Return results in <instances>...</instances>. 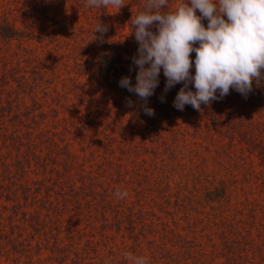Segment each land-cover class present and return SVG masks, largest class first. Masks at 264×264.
<instances>
[{"label":"trees","instance_id":"1","mask_svg":"<svg viewBox=\"0 0 264 264\" xmlns=\"http://www.w3.org/2000/svg\"><path fill=\"white\" fill-rule=\"evenodd\" d=\"M146 2L124 0L125 6L117 12L111 7L86 8V0H80L78 8L93 20L87 40L84 29H68L71 38L61 40L60 35H37L26 27L17 28L7 18L0 19V264L2 259L7 264H132L129 256L143 257L146 264H204L205 248L195 238L183 239L166 225L157 230L149 218H159L145 208L152 201L145 202L141 192L151 191L150 180L155 191L159 187L161 192L169 191L162 177L174 166L181 167L187 195L177 191L174 207L186 210L189 206L193 211L202 202L227 205L233 192L231 181L219 179L212 189L202 187L199 181L207 169L197 164L185 170L181 160L179 165L167 162L170 170L160 168L166 175L158 180L153 173L150 178L148 168L137 165L136 158L152 154L156 160L166 152L167 160L178 161L176 146L187 144L180 137L190 136L188 143L200 145L201 139L217 147V156L227 160L234 147L240 146L249 156H256L264 176V81L259 87L253 82L254 90L247 99L230 89L229 95L210 106L202 104L201 111L189 105L179 111L173 100L182 84L165 94L166 78L161 70L159 86L148 98V106L155 112L152 117L144 114L135 94L118 85L123 76H130L135 84L136 70L130 72L129 68L134 67L131 57L138 44L130 35L131 20L144 10ZM183 2L169 0L168 9L162 10L174 11ZM21 5L32 24L43 20L59 26L57 18H49L50 5L40 0H25ZM72 17L76 19L75 14ZM98 22L107 25L108 31L95 33L93 40ZM202 23L207 27V20ZM34 43L46 49L43 56L35 54ZM61 49L66 54H59ZM190 58L194 61V52ZM191 71L194 74V68ZM101 91L107 98L102 109L93 102ZM70 94L73 100L69 102ZM162 94L165 102L159 100ZM126 98L134 107L126 106ZM59 109H63L62 117ZM71 109H78L82 119L71 115ZM127 112L129 119H123ZM225 139L227 145L218 146ZM74 144L79 147L75 152L71 149ZM203 148L210 155V149ZM210 159L218 165L214 157ZM129 164L133 168H126ZM140 180L147 188H141ZM124 190L134 192L135 200L118 198L116 193ZM200 191L203 195L197 199ZM164 201L170 205L168 198ZM68 215L78 220L66 219L63 225ZM220 240L219 245L210 246L212 258L223 255L222 264L249 262L245 250L253 243L249 230L223 233ZM261 241L264 246V238ZM195 247L202 249L191 251Z\"/></svg>","mask_w":264,"mask_h":264},{"label":"clouds","instance_id":"2","mask_svg":"<svg viewBox=\"0 0 264 264\" xmlns=\"http://www.w3.org/2000/svg\"><path fill=\"white\" fill-rule=\"evenodd\" d=\"M124 0H86V8L109 7L117 12ZM169 0H147L144 10L131 20L138 44L129 71L136 70L135 84L123 76L118 85L135 94L145 115H155L148 98L159 86L161 70L166 94L177 84L173 107L186 105L201 111L230 94V89L245 99L264 81V0H185L174 11H163ZM197 10L199 15H197ZM207 20V27L202 23ZM155 28V31H153ZM108 26L98 22L93 30L105 34ZM195 53L194 61L190 58ZM194 68V74L191 69ZM191 85V87H190ZM193 88L195 91H193ZM165 102V96L159 97ZM126 106L134 102L126 98ZM125 198L127 192L116 193ZM132 264H146L143 257L129 256Z\"/></svg>","mask_w":264,"mask_h":264},{"label":"rangeland","instance_id":"3","mask_svg":"<svg viewBox=\"0 0 264 264\" xmlns=\"http://www.w3.org/2000/svg\"><path fill=\"white\" fill-rule=\"evenodd\" d=\"M46 3V5H50L52 11L48 12L49 18H57L60 23L59 26L63 25L66 28H60L59 26H53L50 21L42 22L43 20L32 24V19H27V16L23 14V7L21 4L25 2V0H0V19L7 18V20L14 24L17 28H28L33 30L37 35H44V33L49 32L51 35L61 36V40H68L71 38L68 29H73L78 31V29H84L85 40L87 30L91 29L90 23L93 22L90 16H85L81 9L78 8L80 5V0H40ZM27 2V0H26ZM26 5V4H25ZM32 6H34L32 4ZM75 6L76 8H72ZM66 11V13H65ZM59 14V15H58ZM72 14H75L76 19L72 17ZM58 15V16H57ZM63 17V18H62ZM42 18V17H40ZM82 26V27H81ZM44 27V28H42ZM44 29L45 32H44ZM66 30V31H65ZM118 41L119 39L116 38ZM3 46L2 42H0V47ZM12 50H16V43H12ZM35 51V54L39 56H43V52L46 51L44 48H40L37 44H32V47ZM51 52V51H50ZM59 54H66L64 49L59 51ZM70 65H72L70 61ZM66 76V75H65ZM57 88L61 89V84H57ZM98 87H95V90H98ZM70 100H73V95L70 94ZM97 97L94 99V103L100 109L103 108L104 103L107 102V98L104 96V91L98 92L94 95ZM110 103V102H109ZM78 109H71V115L73 114L78 119H82L79 113H76ZM131 112L133 110H130ZM60 117L63 116V109H59ZM106 111L102 112L101 119L104 121L106 119L105 115ZM96 116V113H92ZM125 117L123 119H129L128 112L125 113ZM183 140H186L187 144L179 143L176 146V151L178 152V161H169L168 154L165 152L163 157H160L155 160V155L152 156L148 154L138 156L136 164L143 165L145 169L148 168L149 176L153 173L152 177L161 179L163 172L160 170H170V166L172 164L179 165L180 160L181 164L185 166V170H190L192 167L197 164L201 165L202 168L207 169L203 176L200 178L199 184L203 187H207L212 189L213 185L216 184V181L219 179L231 181V189L233 192L231 193V197L229 203L226 205L223 203L219 206L218 204H211L214 206L213 209L210 208V204L206 202H202V206L197 205L193 206V211L190 210L189 206H187L186 210L183 208L175 209L174 201L175 194L177 191L180 192L181 196L187 195L186 189L183 186L184 177H181L182 173L179 168L181 167H173V171L169 172L166 177H162L163 186H166V183L169 184V191H160V187L156 190V186L152 185V180L148 188L151 191L141 192L145 202H149V205H146L145 208L151 210V214H155L159 220L149 218V220L157 224V230L163 228L164 225L168 226V230L173 231L175 234L178 233L182 236V238L194 241L195 243L202 244V247L205 248V251L202 250V253L205 254L203 260L206 261L204 264H222L225 259L222 257L223 255L216 254L214 257H211V244L219 245L221 240L220 237L224 234H232L237 231L246 233V231H250L251 239H253L252 246H247L245 250H247V263L244 264H264V246H262L264 238V176L261 174V169L258 166V159L256 156H249L246 150H242L240 146L234 147L233 152L231 153V160L219 158L217 154L214 152V147L210 144L203 143L202 140H198V144L188 143L191 140L190 136H185L184 138L180 137ZM228 140L221 141L218 146L227 145ZM208 147L210 149V155H207L204 152L203 147ZM178 147V149H177ZM78 146L76 144L72 145V151L78 150ZM223 149V148H222ZM161 150H163L161 148ZM164 151V150H163ZM192 152V153H190ZM192 155V156H191ZM195 155V157L193 156ZM133 155H131L132 157ZM205 156V159L202 157ZM214 157L219 163L218 165L214 164L210 158ZM163 158L164 161L160 162V159ZM142 159L146 160V163H142ZM193 159V160H192ZM223 161V162H221ZM167 162L171 163L169 167H166ZM193 162H195L193 164ZM134 164L126 165V168H133ZM154 165L157 168L152 170V166ZM125 168V169H126ZM194 171V168H193ZM128 178V177H127ZM151 178V176H150ZM141 182V180H140ZM142 184V182H141ZM147 188L142 184L141 188ZM153 186V189H152ZM137 190V186H133ZM180 188V189H179ZM192 188L191 182L188 183V189ZM127 192L126 200L134 201L135 193L124 190ZM123 191V192H124ZM204 191H200L196 194L197 199H201V194ZM203 195V194H202ZM165 196V198H164ZM180 196V198H181ZM164 199H163V198ZM169 199L170 205L164 201L165 199ZM156 202V203H154ZM154 212V213H153ZM197 212V213H196ZM170 213V214H169ZM65 219L62 221L63 225L65 224V220L69 219L70 222L77 221V218H71L70 215L65 216ZM148 222V220H147ZM160 222L165 224L161 225ZM175 223V224H174ZM225 223V224H222ZM83 226L82 222L78 223V226ZM229 226V227H227ZM251 228V229H250ZM146 247V245H145ZM262 248L261 253H252L258 248ZM202 248L195 247L191 251L199 252ZM220 251V247H218ZM222 254V253H221ZM255 254V255H254ZM244 255V253H241ZM236 257V255H235ZM245 257L242 256V260L244 261ZM214 260V261H212ZM241 260V261H242ZM2 264H7L2 259ZM8 264H11L8 262Z\"/></svg>","mask_w":264,"mask_h":264}]
</instances>
